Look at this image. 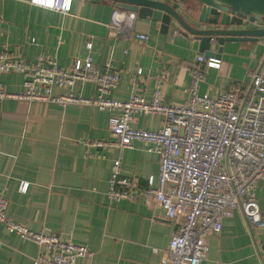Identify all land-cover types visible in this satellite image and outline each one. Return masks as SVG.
Returning <instances> with one entry per match:
<instances>
[{
  "label": "crops",
  "instance_id": "0c3cea01",
  "mask_svg": "<svg viewBox=\"0 0 264 264\" xmlns=\"http://www.w3.org/2000/svg\"><path fill=\"white\" fill-rule=\"evenodd\" d=\"M113 8L106 0H71L68 12L62 14L28 0H0V49L27 61L50 54L62 68L89 54L93 64L109 61L118 72L110 98L125 101L132 92L149 98L160 82L164 102L183 104L191 67L197 64L195 56L202 55L197 39L180 26L160 29L158 21L135 13L127 31L112 35ZM180 12L190 26L205 27L195 16ZM136 33L146 38L139 40ZM263 59L264 37L224 42L219 66L203 68L198 93L214 97L235 87L246 90ZM0 81L9 93L22 90L19 73H3ZM71 90L84 96L95 92L89 83H75ZM63 91L52 89L54 94ZM111 113L85 104L60 107L0 100V195L6 200L5 213L29 230L46 227L60 238L85 245L92 255L77 257L73 264H157L174 224L161 207L146 205L140 194L118 201L108 197L110 165L117 151L92 142L111 140L106 127ZM160 123L159 115L140 114L131 125L153 130ZM147 147L133 141L120 157L121 174L135 178L139 189L157 171V154ZM19 181L27 183L23 192L17 188ZM255 200L262 222L250 228L234 209L221 220L218 232L206 236L207 252L201 264H260L255 252L264 239V179L256 186ZM38 250L33 242L0 225V264H31Z\"/></svg>",
  "mask_w": 264,
  "mask_h": 264
},
{
  "label": "built area",
  "instance_id": "2783aa9c",
  "mask_svg": "<svg viewBox=\"0 0 264 264\" xmlns=\"http://www.w3.org/2000/svg\"><path fill=\"white\" fill-rule=\"evenodd\" d=\"M30 4L65 14L71 0H28ZM134 13L113 8L109 27L112 35L125 32ZM256 28H264V19L253 20ZM144 40L143 33L134 34ZM91 43H86L90 50ZM196 65L190 70V83L183 104L164 102L159 83L145 98L131 93L127 100L108 96L118 79V72L109 61L95 65L90 55L76 59L68 68L57 65L52 55H37L27 61L0 49V76L15 72L22 76V90L9 93L0 81V100L22 99L64 107L69 103L85 104L112 112L106 127L108 142L92 145L114 147L107 181V195L111 200L131 199L140 194L146 205H157L164 216L173 222L165 249L157 264H201L207 252L206 236L220 230L221 220L238 209L252 228L262 222V214L255 200V189L264 179V59L252 73L250 90L239 109L245 93L242 88L223 90L214 97L198 93L204 67L217 68L218 58L197 54ZM140 70L137 69L136 73ZM160 79L163 74H160ZM75 83H89L94 94L84 96L72 92ZM64 90L54 94L53 88ZM159 115L157 129H143L131 124L137 115ZM133 141L147 145L157 154V171L146 180L147 186L138 188L136 179L122 175L120 157ZM27 183L19 181L23 192ZM6 200L0 195V225L20 239L28 240L39 250L31 264H73L77 257H90L85 245L60 238L49 228L32 231L13 221L5 213ZM153 252L158 250L153 248ZM256 257L264 264V239L256 246Z\"/></svg>",
  "mask_w": 264,
  "mask_h": 264
},
{
  "label": "water",
  "instance_id": "95a60500",
  "mask_svg": "<svg viewBox=\"0 0 264 264\" xmlns=\"http://www.w3.org/2000/svg\"><path fill=\"white\" fill-rule=\"evenodd\" d=\"M98 2L99 0H87ZM114 8L133 12L142 19L158 21L160 29L180 26L198 41L203 57L218 58L224 42L256 41L264 37V28H256L253 20L264 19V0H106ZM181 10L195 16L205 27L190 26ZM216 45L214 50L210 45ZM251 82L241 98L240 109Z\"/></svg>",
  "mask_w": 264,
  "mask_h": 264
},
{
  "label": "trees",
  "instance_id": "16d2710c",
  "mask_svg": "<svg viewBox=\"0 0 264 264\" xmlns=\"http://www.w3.org/2000/svg\"><path fill=\"white\" fill-rule=\"evenodd\" d=\"M193 67H191V69H192Z\"/></svg>",
  "mask_w": 264,
  "mask_h": 264
}]
</instances>
